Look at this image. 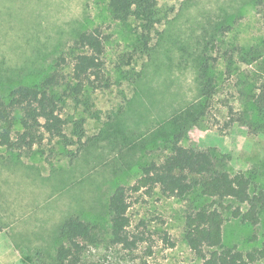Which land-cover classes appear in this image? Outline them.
I'll return each mask as SVG.
<instances>
[{"label": "rangeland", "instance_id": "rangeland-1", "mask_svg": "<svg viewBox=\"0 0 264 264\" xmlns=\"http://www.w3.org/2000/svg\"><path fill=\"white\" fill-rule=\"evenodd\" d=\"M256 0H155L152 26L114 19L108 0H0V95L55 76L65 139L30 149L0 145V250L12 264H57L59 225L76 216L95 226L81 241V264H200L184 241L185 214L205 197L198 189L166 196L139 189L140 167L160 161L177 136L209 152L214 169L241 171L251 193L264 192V132H252L254 99L264 83V19ZM97 29L103 75L75 89V44ZM214 81L200 96L204 61ZM209 100V101H208ZM197 120L192 121L199 111ZM17 127V126H16ZM125 199L132 249L111 242V208ZM222 244L242 252L264 239V208L255 224L223 210ZM249 264H264V257Z\"/></svg>", "mask_w": 264, "mask_h": 264}, {"label": "trees", "instance_id": "trees-1", "mask_svg": "<svg viewBox=\"0 0 264 264\" xmlns=\"http://www.w3.org/2000/svg\"><path fill=\"white\" fill-rule=\"evenodd\" d=\"M256 6L264 19V0H256ZM111 15L117 20L134 16L146 27L152 26L155 0H108ZM75 44L82 49L74 58L71 73L77 91L84 86L95 88L103 75V41L99 30L78 33ZM264 52V41L256 49ZM209 63L204 61L198 69L197 81L202 99H211L214 81L208 74ZM55 76L49 75L35 85H18L3 97L0 95V145L7 149H30L44 138L65 139L61 107L50 90ZM209 101V100H208ZM255 119L247 123L252 132H264V83L258 86L254 99ZM199 111L192 121L197 120ZM17 126V127H16ZM177 133L172 134L169 152L160 161H149L140 167L136 180L139 189L158 188L166 196H184L198 189L205 202L185 214L184 241L197 256L200 264H249L264 257V239L259 248L242 252L222 244L223 210L244 222L255 224L264 208V192H252L248 176L241 171L233 173L214 169L211 155L195 142L183 145L179 131L185 129L179 122ZM128 203L125 199L111 208V242L132 249L142 240L128 230ZM97 235L95 226L76 216L66 217L59 225L55 262L57 264H81V241H90Z\"/></svg>", "mask_w": 264, "mask_h": 264}, {"label": "crops", "instance_id": "crops-1", "mask_svg": "<svg viewBox=\"0 0 264 264\" xmlns=\"http://www.w3.org/2000/svg\"><path fill=\"white\" fill-rule=\"evenodd\" d=\"M11 255L12 251L9 249L0 250V264H12Z\"/></svg>", "mask_w": 264, "mask_h": 264}]
</instances>
